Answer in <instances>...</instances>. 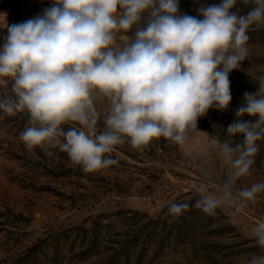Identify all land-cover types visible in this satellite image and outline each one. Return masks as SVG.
Here are the masks:
<instances>
[{
	"label": "clouds",
	"instance_id": "9594fccd",
	"mask_svg": "<svg viewBox=\"0 0 264 264\" xmlns=\"http://www.w3.org/2000/svg\"><path fill=\"white\" fill-rule=\"evenodd\" d=\"M252 2L245 14L238 0H222L197 8L193 16L181 12L179 0H53L42 14L6 25L0 111L27 112L29 126L20 139L29 150L58 148L88 173L117 165L110 155L126 140L133 148L161 137L183 146L198 118L230 104L229 74L249 54L251 26L264 23V0ZM134 26V36L116 47L117 34ZM261 93L264 88L244 93L226 128L230 139L216 143L232 173L219 196L205 185L198 189L195 207L209 216L226 200L243 211L264 193V182L235 187L239 178L251 175L257 142L264 138ZM105 100L110 104L106 129L97 134V104ZM66 123L80 127L65 131ZM236 136L243 141L233 146ZM188 209V203H172L168 211L179 217ZM254 237L264 248V219ZM249 264H264V255L253 256Z\"/></svg>",
	"mask_w": 264,
	"mask_h": 264
},
{
	"label": "rangeland",
	"instance_id": "374dc122",
	"mask_svg": "<svg viewBox=\"0 0 264 264\" xmlns=\"http://www.w3.org/2000/svg\"><path fill=\"white\" fill-rule=\"evenodd\" d=\"M221 2L179 0V7L194 16L197 8ZM52 3L0 0V48L6 25L34 18ZM254 6L252 0L237 4L241 14ZM146 19L147 13L142 25ZM134 32L135 26L118 33L116 47L122 48ZM247 34L249 54L229 74L228 108H212L198 118L183 146L161 137L133 148L126 140L110 155L117 165L88 173L58 148L29 150L20 139L29 126L27 112L9 116L0 111V264H249L253 256L264 255L254 237L256 224L264 219V193L243 211L231 200L213 216L195 207L201 185L220 195L232 168L224 164L216 143L230 139L226 128L244 93L264 88V23L254 24ZM97 110L100 134L109 102H99ZM231 140L234 146L243 137ZM257 144L251 175L236 181L238 189L264 182V138ZM172 203H188L189 209L172 216Z\"/></svg>",
	"mask_w": 264,
	"mask_h": 264
},
{
	"label": "bare ground",
	"instance_id": "6f19581e",
	"mask_svg": "<svg viewBox=\"0 0 264 264\" xmlns=\"http://www.w3.org/2000/svg\"><path fill=\"white\" fill-rule=\"evenodd\" d=\"M4 18V17H3Z\"/></svg>",
	"mask_w": 264,
	"mask_h": 264
}]
</instances>
